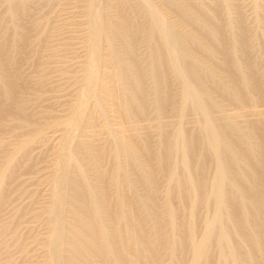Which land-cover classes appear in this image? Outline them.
<instances>
[{
  "label": "rangeland",
  "instance_id": "1",
  "mask_svg": "<svg viewBox=\"0 0 264 264\" xmlns=\"http://www.w3.org/2000/svg\"><path fill=\"white\" fill-rule=\"evenodd\" d=\"M132 1L39 0L30 7L26 21L31 48L21 68L27 88L23 108L31 119L1 115L0 264H112V256L102 253L104 240L96 231L100 224L108 234L118 229L122 245L131 241L135 249L126 250V257L136 264L146 257L137 239L142 229L153 241L164 233L157 264H228V252L218 242L220 225L214 223L215 157L208 153L204 161L206 178L200 191L187 141L204 136L208 149L206 114L217 125L264 121V100L224 102L205 114L172 75L171 110L127 116L131 77L141 73L151 83V33H157L148 0ZM151 1L167 25L191 37L192 27L173 9L175 0ZM249 2L245 0L243 8L257 30L254 4ZM5 9L0 0V13ZM129 17L145 30L137 34L134 52ZM186 47L192 60L202 59L191 41ZM94 49L99 58L95 81L90 68ZM260 66L264 70L263 62ZM224 79L219 71L217 80ZM164 134L172 137L173 147L167 167L158 173L159 227L149 212L142 168L134 158L146 168L143 137L157 141ZM187 177L190 186L184 184ZM87 189L97 200V214L84 195ZM58 192L64 196L60 204L55 200ZM136 213L140 226L130 222Z\"/></svg>",
  "mask_w": 264,
  "mask_h": 264
},
{
  "label": "bare ground",
  "instance_id": "2",
  "mask_svg": "<svg viewBox=\"0 0 264 264\" xmlns=\"http://www.w3.org/2000/svg\"><path fill=\"white\" fill-rule=\"evenodd\" d=\"M1 1L6 7L0 13V126L3 127L5 124H2L1 115L6 112L31 119L23 108L26 86L21 62L24 53L31 48L26 18L30 7L39 0ZM249 1L254 4L256 16L253 23L257 25V30H254L244 11L245 0H175L172 2L174 11H179L193 30L191 37L184 38L165 23L153 2L148 0L147 7L157 30L155 35L151 33V83L141 73L131 77L126 86L127 116L171 110L175 101L174 88L169 81L172 75L180 78L183 93L192 95L205 114L224 102L253 104L264 100V70L259 69L264 63V0ZM133 6L132 9H135ZM130 17L127 25L133 34L129 46L134 52L137 34L143 28L136 18ZM99 28L96 27L97 31ZM187 41L199 49L202 59H191ZM97 50L93 51L90 65L93 79L96 78L99 62ZM219 71L225 74L224 80H217ZM206 117L204 133L209 141L208 149L204 147V136H192L187 141V150L193 153L196 160L194 184L199 186L200 191L204 190V161L208 153L213 154L216 163L213 193L217 205L214 223L220 225L218 242L228 252V264H264V121H252L244 126L231 121L217 125L207 114ZM172 147L173 139L168 134L161 135L157 141L145 136L143 151L146 168L142 167L139 157L134 158V163L142 168L140 180L145 186L144 196L151 209L149 212L159 227L163 220L157 200L160 192L158 173L167 167ZM190 181L192 179L187 177L184 184L190 186ZM182 188L183 185H180V192ZM84 195L97 214V200L92 192L87 189ZM55 200L60 204L64 196L59 193ZM224 213L228 219L225 225ZM174 215L173 212V227L177 225ZM130 222L142 225L139 213L134 214ZM96 231L104 240L102 253L112 256V264H136L126 257V250H134V245L131 241L122 245L118 229L108 234L100 224ZM232 234L235 240L230 239ZM137 239L146 256L141 264H157V250L165 240L163 231L153 241L142 229Z\"/></svg>",
  "mask_w": 264,
  "mask_h": 264
}]
</instances>
